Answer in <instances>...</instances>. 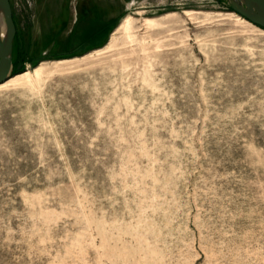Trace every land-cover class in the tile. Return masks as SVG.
<instances>
[{
  "label": "rangeland",
  "instance_id": "obj_1",
  "mask_svg": "<svg viewBox=\"0 0 264 264\" xmlns=\"http://www.w3.org/2000/svg\"><path fill=\"white\" fill-rule=\"evenodd\" d=\"M10 2L0 264H264L263 29L217 0Z\"/></svg>",
  "mask_w": 264,
  "mask_h": 264
},
{
  "label": "water",
  "instance_id": "obj_2",
  "mask_svg": "<svg viewBox=\"0 0 264 264\" xmlns=\"http://www.w3.org/2000/svg\"><path fill=\"white\" fill-rule=\"evenodd\" d=\"M230 10L264 30V0H226ZM17 33L10 0H0V84L13 71L14 41Z\"/></svg>",
  "mask_w": 264,
  "mask_h": 264
},
{
  "label": "bare ground",
  "instance_id": "obj_3",
  "mask_svg": "<svg viewBox=\"0 0 264 264\" xmlns=\"http://www.w3.org/2000/svg\"><path fill=\"white\" fill-rule=\"evenodd\" d=\"M234 13V12H233ZM192 14H196V13H186V15L187 16H190V15H192ZM234 14H231V16H233ZM238 15V14H237ZM244 19V18H243ZM131 20H132V18L130 17V16H128V17H126V19L124 20V22H123V26H128L129 24H130V22H131ZM145 22H150L149 20H146ZM246 24H248V25H250V26H253V24L251 23V22H249V21H244ZM255 26V25H254ZM262 32H263V34H264V30H262ZM69 62H71V61H60L59 62V64H65V63H69ZM34 73H35V75H39V73H40V69L39 68H37V69H35L34 70ZM30 75V72H26V73H24V74H22L21 76H17V77H11L8 81H6L5 83H3V84H0V89L1 88H3V87H5V86H7V85H9V84H12L13 82H16L17 81V79L19 78V77H27V76H29Z\"/></svg>",
  "mask_w": 264,
  "mask_h": 264
},
{
  "label": "trees",
  "instance_id": "obj_4",
  "mask_svg": "<svg viewBox=\"0 0 264 264\" xmlns=\"http://www.w3.org/2000/svg\"><path fill=\"white\" fill-rule=\"evenodd\" d=\"M218 2H220L221 4L223 5H226L227 6V1L226 0H217ZM228 7V6H227ZM16 70V67H15V62L13 61V71Z\"/></svg>",
  "mask_w": 264,
  "mask_h": 264
}]
</instances>
